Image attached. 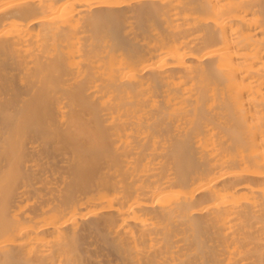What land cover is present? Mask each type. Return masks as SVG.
I'll list each match as a JSON object with an SVG mask.
<instances>
[{
    "label": "bare ground",
    "instance_id": "1",
    "mask_svg": "<svg viewBox=\"0 0 264 264\" xmlns=\"http://www.w3.org/2000/svg\"><path fill=\"white\" fill-rule=\"evenodd\" d=\"M0 264H264V0H0Z\"/></svg>",
    "mask_w": 264,
    "mask_h": 264
},
{
    "label": "rangeland",
    "instance_id": "2",
    "mask_svg": "<svg viewBox=\"0 0 264 264\" xmlns=\"http://www.w3.org/2000/svg\"><path fill=\"white\" fill-rule=\"evenodd\" d=\"M50 71H51V72H50V76H51V80H52L53 83L56 82L57 80H59V78H62V77L65 75V70H64V68H63V65L60 64V63H58V62L55 63V64L53 65V67L50 69ZM51 80H50V81H51ZM43 88L46 89V87H43ZM43 88H42L41 90H43ZM45 89H44V90H45ZM41 90L37 93V94H38V98H37V96H35L37 99L35 98V99H36V100H35V99L33 98V99L35 100V102L33 103V101H31L30 105H34V104L36 103V104L34 105L35 107H34V106H33V107H34L37 111H38V109H40L39 111H41L42 109H43L44 111H46L47 114H45V112H43V111H42L41 113H39V111H38V113H39L40 116H41V114H42V116H41L42 118L45 116L43 119L46 118V119H45V121H46V120L48 119V114H49V112H50V111L48 112V109H50V108H49V104H48V102H47V104H46V100H44L43 103H45L47 106H46V105H42V104H41V105H42V106H41V105L38 104V105H39V108H38V109L36 108V107H38V105H37V103H39L38 100H40L42 97H44L43 94H44L45 91L43 90V94H41V93H42ZM40 94H41V95H40ZM40 96H41V98H40ZM32 103H33V104H32ZM87 104H88V103H87ZM30 105H29V109L32 110L33 107L30 106ZM45 106H46L47 108H46ZM30 107H31V108H30ZM40 107H42V108H40ZM43 107H45V108H43ZM34 108H33V109H34ZM29 109H28V110H29ZM28 110H27V112H25L23 115L20 116V119L22 118V119L19 121L20 123H24V122H26V121H27L26 123H29V122L32 123V122L35 121L34 119H36V121H43V119H42L41 117H37V116H35V118H32V114H33V117H34V115H38V113H37L36 110H32V111L29 110V111H30V116H29V111H28ZM33 111H35V112L33 113ZM31 112H32V113H31ZM26 113H27V114H26ZM25 115H26V116H25ZM39 115H38V116H39ZM27 119L29 120V122H28ZM30 119H32V120H34V121H32V120H30ZM41 119H42V120H41ZM23 120H24V121H23Z\"/></svg>",
    "mask_w": 264,
    "mask_h": 264
}]
</instances>
